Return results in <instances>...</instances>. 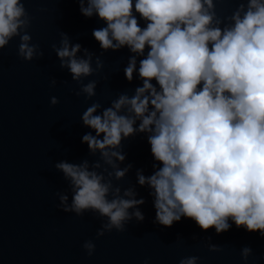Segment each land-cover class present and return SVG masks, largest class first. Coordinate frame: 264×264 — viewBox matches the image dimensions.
Returning a JSON list of instances; mask_svg holds the SVG:
<instances>
[{
	"label": "clouds",
	"instance_id": "9594fccd",
	"mask_svg": "<svg viewBox=\"0 0 264 264\" xmlns=\"http://www.w3.org/2000/svg\"><path fill=\"white\" fill-rule=\"evenodd\" d=\"M78 5L83 16L96 15L104 22L92 31L102 50L127 47L133 54L124 76L131 82L135 74L141 81L133 95L120 94L102 112L97 113V102L86 108L82 123L95 134L85 133L81 142L99 151L113 168L109 175L119 179L131 167L117 166L125 159L121 141L145 134L158 163L148 176L138 169L137 183L150 189L154 223L170 227L184 217L217 234L234 224L264 237V0L239 3L223 27L219 19L213 24V0H78ZM29 22L23 0H0V48L18 35L17 55L26 61L43 55L22 32ZM80 49L79 43L69 45L66 36L55 48L61 68L67 67L77 82L102 66L97 57L93 69L91 54L85 49V56L78 57ZM95 85L89 80L76 94L86 93L87 99ZM57 102L50 98L52 105ZM55 167L72 186L71 203L60 195L58 207L77 216L91 210L106 217L98 236L124 230L133 216L143 221L136 206L144 198L136 199L131 189L120 196L117 187L109 199L111 182L95 170L99 162L91 169L87 161H60ZM83 247L90 256L94 244L85 241ZM251 251L241 249L245 262ZM197 260L190 256L178 264Z\"/></svg>",
	"mask_w": 264,
	"mask_h": 264
},
{
	"label": "water",
	"instance_id": "95a60500",
	"mask_svg": "<svg viewBox=\"0 0 264 264\" xmlns=\"http://www.w3.org/2000/svg\"><path fill=\"white\" fill-rule=\"evenodd\" d=\"M241 2L246 0H213V24L217 19L221 27L231 23L229 18ZM23 4L30 22L22 32L30 35L28 43L37 44V52L43 55L34 54L30 61L19 57L18 35L0 48V264H144L146 259L148 264H178L190 256L198 258L197 264H264V237L258 232L232 224L217 234L213 228L202 230L184 217L170 227L153 222L150 189L137 183L138 169L148 176L153 163H158L144 133L121 141L119 150L125 159L117 166L131 167L119 179L109 175L112 166L103 161L99 151L93 153L81 142L85 133L95 134L82 123L81 115L93 102L100 104L99 113L120 94H134L141 81L134 74L129 82L123 72L133 54L127 47L102 50L92 31L104 22L96 15L83 16L78 0H23ZM136 15L143 27L144 21ZM65 36L69 45H81L78 57H84L87 49L93 69L97 57L101 68L79 82L72 80L55 51ZM89 80H95L96 85L94 95L86 99V93H76ZM53 96L58 101L55 105L50 103ZM60 161H87L90 169L99 162L95 170L111 182L109 199L117 187L120 196L131 189L136 199L144 198V203L136 206L143 221L133 216L124 230L112 229L98 236L106 217L91 210L80 216L64 212L63 206L58 207L59 197L67 195L65 203L70 204L72 186L55 167ZM85 241L94 244L90 256L83 247ZM209 244H215L216 250H210ZM244 246L252 250L247 262L241 257Z\"/></svg>",
	"mask_w": 264,
	"mask_h": 264
}]
</instances>
